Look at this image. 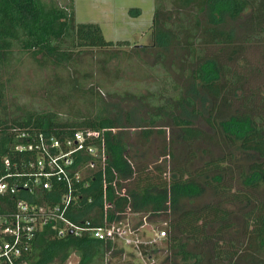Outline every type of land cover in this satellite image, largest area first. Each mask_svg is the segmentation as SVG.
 I'll return each instance as SVG.
<instances>
[{"label": "trees", "instance_id": "16d2710c", "mask_svg": "<svg viewBox=\"0 0 264 264\" xmlns=\"http://www.w3.org/2000/svg\"><path fill=\"white\" fill-rule=\"evenodd\" d=\"M166 1L155 4L150 43L133 47L139 55L152 50L158 60L155 65L165 62L170 49L173 62L179 64L171 67L184 72L186 82L177 83L168 73L163 74L160 84L155 81L151 91L139 94L146 110L138 123L128 113L122 124L118 115L101 114L99 110L62 116L56 108L19 114L8 106L3 76L22 54H29L39 68L54 69L44 90L47 98L61 107L83 85L57 69H67L74 55L85 49H108L130 42L107 40L98 23L76 21L73 0L63 4L0 0V148L5 149L14 139L12 127L32 126L60 138L79 130L98 131L96 140L104 139L107 160L104 165L96 163L80 181L77 205L65 213L67 217L77 222L92 217L95 225H103L104 217L107 223L130 219L133 229L145 223L159 225L158 229L166 231L161 239L165 250L170 251L164 261L171 257L172 264H264V200L242 211L241 228L233 236L229 231L234 212L224 206L227 202L252 201L251 190L264 184V86H248L245 93L248 77L234 68L236 62L246 61L252 47H258L264 59V0H173V10L168 13ZM237 27L241 37L235 39ZM198 99L208 101L206 115L197 107ZM235 101L238 106L233 109ZM187 112L202 116L214 133L196 126ZM165 120L189 147L184 163L172 164L171 168L168 162L174 160L173 138L158 126ZM153 134L161 141L157 157L147 160L140 151ZM198 141L216 147L222 142L236 144L241 151L256 154L259 161L239 165L242 187L232 189L231 180L224 179L235 167L229 151L214 157L204 149L207 160L189 169L187 164L197 157L190 147ZM55 187L30 199L55 202L60 191ZM204 188L212 190L215 201L186 207L185 203L202 194ZM104 202L110 204L106 209ZM154 245L141 244L138 251L149 255L146 251ZM123 250L117 240L69 233L57 237L49 224L36 234L24 258L29 264H52L68 257H75L77 264H117L114 260Z\"/></svg>", "mask_w": 264, "mask_h": 264}, {"label": "rangeland", "instance_id": "374dc122", "mask_svg": "<svg viewBox=\"0 0 264 264\" xmlns=\"http://www.w3.org/2000/svg\"><path fill=\"white\" fill-rule=\"evenodd\" d=\"M44 1L49 4H63L65 0ZM156 2L158 0H73L76 21L98 23L107 40H128L129 45L113 46L101 50L97 48L85 49L83 52L74 55L75 57L67 69H57L59 74L67 76L69 73L83 85L82 89L74 91L71 99L61 107L58 106L57 102L49 100L44 90V85L49 82L54 69L51 66L39 68L29 54H22L19 62L11 68L9 73H5L3 76L8 106L19 114L56 108L62 116L76 111L95 112L99 110L101 114L118 115L122 124H125L123 116L129 113L132 116V121L138 123L139 116L144 115L146 110V107L139 102V94L146 95L155 87L154 82H158L159 77L166 73L169 74L168 76L172 81L174 79L177 83H185L187 79L184 72L173 70L171 67L173 63L174 66L179 64L173 62L175 58L173 60L170 49H167L165 62L161 65H155L158 60L150 49L142 51L140 55L135 54L136 48L133 45L150 43ZM166 2L168 13L170 9L173 10V0ZM131 8H136L138 11L129 12ZM237 28L235 39L241 37L240 27ZM259 52L258 47H252L247 54L246 61H239L234 65V68L244 73L245 78L248 77L246 78L248 85L244 86L245 93H248V86L251 88L264 86V59L260 57ZM106 57L108 60L103 61V58ZM200 94L202 95V93ZM197 103L202 115H206L208 101L203 103L199 102L198 99ZM234 103L233 109H236L238 102L235 101ZM187 115L193 119L196 126L206 133H214L202 116L194 115L191 112H187ZM158 126L163 127L167 136L172 137L174 142V160L173 163L169 160L168 167L171 168L172 164L174 166L184 163L189 147L179 140L176 129L171 127L168 120L158 123ZM160 141L161 137L154 134L151 136L149 144L140 151L145 159L154 160L157 157ZM219 146H213L206 141L194 143L190 148L197 153V157L193 158L187 165H189V169L193 170L207 160V154H203L204 149H209L214 157H221L224 152L229 151L233 155L235 167L233 171L228 172L224 179L231 180L232 189H239L242 187L239 165L244 166L250 162L259 161L258 156L241 151L236 144L231 145L228 142H222ZM251 191L252 201L224 204L227 206L226 208L234 212L232 217L233 228L229 231L231 236L239 232L241 228L242 211L264 200V184ZM214 201L215 197L212 190L204 188L202 194L191 198V201L185 203V206L195 208V206L198 207ZM159 227V225L145 223L137 232V237L130 234H126V236L129 239H138L139 241H144L147 238L154 239ZM161 227H163L162 224ZM153 243H155L154 246L146 248V252H150L149 255H140L133 243L123 244V255L114 261L117 264H172L171 257L170 260L164 261L165 256L170 253V251L165 250V243L161 239H156Z\"/></svg>", "mask_w": 264, "mask_h": 264}, {"label": "built area", "instance_id": "2783aa9c", "mask_svg": "<svg viewBox=\"0 0 264 264\" xmlns=\"http://www.w3.org/2000/svg\"><path fill=\"white\" fill-rule=\"evenodd\" d=\"M11 131L14 139L0 148V264H29L24 257L33 239L49 224L57 237L71 230L69 234L77 237L133 243L137 251L139 245L166 236L164 229H158L154 239L132 240L126 234L137 237L140 228L133 229L130 219L107 223L104 217L103 225H95L92 217L77 222L66 216L77 205L80 181L96 163L104 165L107 160L104 139L96 140L98 131L79 130L62 138L32 126L12 127ZM54 187L60 190L55 202L30 199ZM109 206L104 202L105 209ZM52 264H77V259L68 257Z\"/></svg>", "mask_w": 264, "mask_h": 264}, {"label": "water", "instance_id": "95a60500", "mask_svg": "<svg viewBox=\"0 0 264 264\" xmlns=\"http://www.w3.org/2000/svg\"><path fill=\"white\" fill-rule=\"evenodd\" d=\"M69 233H71V230L69 231Z\"/></svg>", "mask_w": 264, "mask_h": 264}]
</instances>
